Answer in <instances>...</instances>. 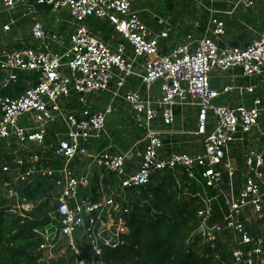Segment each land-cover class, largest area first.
I'll list each match as a JSON object with an SVG mask.
<instances>
[{"label":"built area","instance_id":"2783aa9c","mask_svg":"<svg viewBox=\"0 0 264 264\" xmlns=\"http://www.w3.org/2000/svg\"><path fill=\"white\" fill-rule=\"evenodd\" d=\"M139 1L0 0L5 12L31 2L53 17L44 22L35 13L28 38L0 45V144L9 158L0 168L9 178L3 184L8 213L37 222L33 233L41 239L37 253L45 264H108L105 251L123 245L133 205L157 173L172 171L180 196L201 201L199 226L187 244H221L233 264H264V103L260 97L251 107L218 103L231 93L243 97L264 88V33L247 46H220L206 34L188 35L162 54L160 42L174 29L168 24L154 33L137 9ZM260 5L264 0H237L234 9ZM209 12V27L220 39L225 23ZM93 21L112 27L114 46L92 30ZM14 26L9 20L3 32ZM235 68L260 83L239 87L231 80L221 90L212 87L215 71ZM133 78L147 93L158 86L156 107L127 88ZM105 93L110 103L93 111L91 97ZM118 99L144 136L127 151L97 152L93 146L106 134ZM177 106L198 111L195 135L203 150L197 154H161L163 132L154 125L161 118L166 128L173 127ZM254 133L260 148L247 142ZM238 146L246 169L241 178L232 157Z\"/></svg>","mask_w":264,"mask_h":264},{"label":"crops","instance_id":"0c3cea01","mask_svg":"<svg viewBox=\"0 0 264 264\" xmlns=\"http://www.w3.org/2000/svg\"><path fill=\"white\" fill-rule=\"evenodd\" d=\"M177 1L183 2L184 5L178 6L176 0L173 4H166L164 0H143L142 2L139 1L137 4V9L140 13V7L144 8V10H142V12H144V17L142 19L144 22L146 20L150 21V24L147 21V23H145L154 33L159 34L161 31L165 30L168 24L174 29L169 38L163 39L160 42L162 54H167L175 45L183 44L188 35H194L196 38H200L206 34V36L215 40L220 46H247L251 42L259 39L264 33V23L262 28L257 30L260 28L258 26L260 24L259 21H264V7L262 5L253 10H246L241 7L235 10L234 5L237 3V0H203V2L200 3V7H197L196 1V3H192L193 5L186 0ZM166 5H170L168 6L169 8L165 7ZM25 9H30L32 11L31 15L36 13L41 16L44 22H48L49 20H51V22L53 21L52 14H46L43 9L36 7L31 2L29 7L25 6L19 9V11ZM210 9L216 12L217 17L225 23L226 34L220 39L214 36L212 28L210 29L209 27V19L211 16L209 12ZM9 14L8 17H10ZM47 18H49L48 21ZM9 19L15 20L13 17ZM197 24H199L200 27L197 28ZM106 26L109 32L105 34L101 33L100 30L96 31L97 29H94L91 24L92 30L104 42L114 46L118 39L115 37L112 27L107 22ZM59 30H65V27L61 26ZM4 34L8 35L6 33ZM18 36L21 37V35ZM18 36L13 35L11 39L0 41V45H15L17 38H19ZM112 37L115 38V41H113ZM129 56H132L130 51ZM231 80H234L239 87H250L253 84L260 83L258 77L245 78L242 76L241 70L235 68L228 73L215 71L211 76V85L213 88L221 90L231 82ZM127 88L140 91L144 98L151 99L154 106H157V101L160 98L158 86H155L147 93L146 89L140 85V81L137 78H133L129 80ZM105 94L107 98L101 103H93L90 99L93 111L103 110V108L110 103V94ZM257 97H260L264 103L263 87L260 88L256 94H246L243 97H240L237 93H231L222 97L218 103L220 105H244L251 107L254 99ZM114 108L115 112L111 115L114 117L109 120L110 126L108 128L106 126L107 140L101 143L100 138L93 146V149L97 152L103 151L104 149H110L112 152L127 151L141 141L144 136L143 129L138 127L132 111L123 100H116ZM174 113L175 124L173 127L166 128L161 118H159L154 125L157 130L163 132L162 139L164 148L161 154L168 155L173 152L197 154L201 152L203 150L202 138L195 135L197 131V109L192 106H177L174 109ZM257 136L258 134L254 133V135L248 138L247 142L260 148V145L255 143V138ZM4 152L7 154L8 151ZM232 157L239 167L238 177L241 178L243 172L246 170L243 147H236L232 153ZM135 166L137 167V165Z\"/></svg>","mask_w":264,"mask_h":264},{"label":"trees","instance_id":"16d2710c","mask_svg":"<svg viewBox=\"0 0 264 264\" xmlns=\"http://www.w3.org/2000/svg\"><path fill=\"white\" fill-rule=\"evenodd\" d=\"M22 89L23 85L18 91ZM3 94L18 93L5 90ZM2 148L0 144V165L9 159ZM7 181L9 178L0 168V264H45L37 253L41 239L33 233L37 222L8 213L10 202L3 196V184ZM200 208L198 198L180 196L172 171L157 173L126 218L129 232L123 236V245L106 250L105 261L108 264H233L232 255L224 245L199 248L197 242L187 244L199 226ZM215 211L218 212L216 205Z\"/></svg>","mask_w":264,"mask_h":264},{"label":"rangeland","instance_id":"374dc122","mask_svg":"<svg viewBox=\"0 0 264 264\" xmlns=\"http://www.w3.org/2000/svg\"><path fill=\"white\" fill-rule=\"evenodd\" d=\"M164 1L166 2V4H170V3L173 4V2L175 0H168V1L164 0ZM186 1H189V3L191 5H193L192 3L196 1L197 2V7H200V3L203 2V0H186ZM176 3L178 4V6L184 5V3L181 2V1H177L176 0ZM168 6H170V5H166L165 7L169 8ZM241 8H243V7H241ZM140 10H141L140 15L143 18L144 17V12H142V10H144V8L140 7ZM7 13L8 14L10 13L9 14L10 17H8ZM31 13H32V11L30 9H25L23 11L16 10L14 12H5V11H3L0 8V41L11 39V38H13V35H17V36L21 35V37L27 38L29 36V26H30L29 21H30V18L32 17ZM11 17H13L15 19L14 20V22H15L14 30L12 32H10L8 35H5L3 33V25H4V23L8 22L10 20L9 18H11ZM48 20H49V18H47V21ZM146 21L149 22V24H150V21H148V20H146ZM259 22H260V24L258 26L260 28H258V29L256 28L257 30L261 29L262 25L264 23L263 20H261ZM91 24L93 25L94 29H97L96 31L100 30L101 33H105V34L109 32L105 21H93ZM106 98H107L106 94H96V95H94L91 98V102H93V103H101V102L105 101ZM113 117L114 116H111V117L109 116V119H108L107 125H106L107 128L110 126L109 120H111ZM261 124H262L261 126L264 125L263 120L261 121ZM106 140H107L106 134H102L100 142L104 143ZM3 150L4 151H8L6 149H3ZM150 185H151V183H150Z\"/></svg>","mask_w":264,"mask_h":264}]
</instances>
